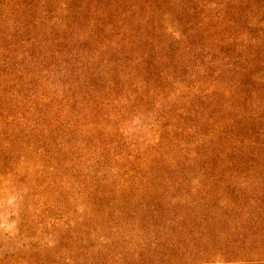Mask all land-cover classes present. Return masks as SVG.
<instances>
[{
  "label": "trees",
  "instance_id": "obj_1",
  "mask_svg": "<svg viewBox=\"0 0 264 264\" xmlns=\"http://www.w3.org/2000/svg\"><path fill=\"white\" fill-rule=\"evenodd\" d=\"M263 8L264 0H0V184L30 157L44 170L58 137L93 147L111 121L99 91L125 87L132 116L151 115L155 136L117 175L142 197L132 205L129 261L264 264ZM37 77L64 96H33L39 102L24 108L15 88ZM84 207L64 224L58 208L53 246L19 264L113 261L102 252L110 240L93 238L88 224L99 204ZM7 256L0 264H15Z\"/></svg>",
  "mask_w": 264,
  "mask_h": 264
},
{
  "label": "rangeland",
  "instance_id": "obj_2",
  "mask_svg": "<svg viewBox=\"0 0 264 264\" xmlns=\"http://www.w3.org/2000/svg\"><path fill=\"white\" fill-rule=\"evenodd\" d=\"M258 29L263 32L264 26H258ZM108 80L111 82L110 78ZM126 85L124 81L123 86ZM26 86L15 88L24 108L31 102H39L33 96L44 95L55 101L64 96L62 88L53 83L44 84L38 77L32 88ZM124 88L119 87L113 93L99 91L104 103L112 102L100 112L106 114L111 123L103 122L100 132L103 137L93 147L87 142L77 144L80 140L77 136L75 143H69L68 139L60 141L58 137L50 150L54 157H47L44 170L36 169L37 161L30 157L18 178H9L0 184V260L8 254L15 264L34 261L38 251L53 246L55 234H52L51 226L59 213L58 208H64L61 214L65 221L61 224L76 223L80 219L79 213L84 216V204L89 206L95 202L99 204L101 216L93 221L89 215L88 224L93 230V238L110 240L111 244L102 247L107 260H113L107 261L108 264H132L129 261L132 251L137 250L132 248V205L142 197L132 194V179L120 187L117 175L121 170H132V150L148 149L155 136L151 115L132 116V97H127ZM11 104L15 105L16 101ZM260 129H264V122ZM219 144L220 140L214 137L213 146ZM76 148L79 153H75ZM171 152L174 153L172 149ZM126 236L128 239H124ZM124 255L125 258L120 259ZM213 262L208 264H220Z\"/></svg>",
  "mask_w": 264,
  "mask_h": 264
}]
</instances>
